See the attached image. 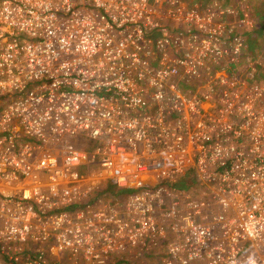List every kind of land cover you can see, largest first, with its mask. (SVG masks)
Returning <instances> with one entry per match:
<instances>
[{
  "label": "built area",
  "instance_id": "1",
  "mask_svg": "<svg viewBox=\"0 0 264 264\" xmlns=\"http://www.w3.org/2000/svg\"><path fill=\"white\" fill-rule=\"evenodd\" d=\"M204 4L0 0V264H264L253 23Z\"/></svg>",
  "mask_w": 264,
  "mask_h": 264
},
{
  "label": "rangeland",
  "instance_id": "2",
  "mask_svg": "<svg viewBox=\"0 0 264 264\" xmlns=\"http://www.w3.org/2000/svg\"><path fill=\"white\" fill-rule=\"evenodd\" d=\"M184 1H185V3H188V2L190 3L193 1H199V0H184ZM214 2H215V4L220 6L221 3L223 2V0H215ZM226 5H228L233 10L234 13L239 12V10L241 12H242V10H245V13H247V15L249 16V20L253 23L252 29H254V27L257 24H259V22H262V24H264V0H226ZM237 16H238L237 13L235 15L233 14L231 16V19L228 21V24L232 25V27H234L235 25L237 26L236 31H238V29H239L238 24H239V20H240V18H238ZM244 32H246V29L242 28L241 34L242 33L244 34ZM239 33H240V31H239ZM254 54H256V55L255 56L249 55L250 58L249 57H247V58L253 62L254 65L253 64L252 65L254 68H255V64H257L262 69H264V37L258 38L255 41ZM224 56H226V55H224ZM252 57L256 58V60L254 61ZM255 71H257L256 68H255ZM260 82H262V81H260ZM194 83H196V81H194L193 84ZM141 261L142 260H140V259H133L132 258L131 264H143ZM147 261H149V260H145V262H146L145 264H148Z\"/></svg>",
  "mask_w": 264,
  "mask_h": 264
},
{
  "label": "trees",
  "instance_id": "3",
  "mask_svg": "<svg viewBox=\"0 0 264 264\" xmlns=\"http://www.w3.org/2000/svg\"><path fill=\"white\" fill-rule=\"evenodd\" d=\"M214 1L215 0H199L196 2H203V3H205L204 7H206L208 5L214 6V4H215ZM221 6L229 7L228 5H226V0L225 1L223 0V2L221 3ZM237 17L240 18V20H241V19H243V14L239 12ZM234 27L237 28L236 25ZM261 37H264V24H262V22H259V24H257L253 30H251L249 32L248 31L244 32V34L242 36L243 41H244V54L242 55V58H247V57H249V55H252V56L256 55V54H254L255 41ZM253 60L255 61L256 58H253ZM255 68L257 71L255 72V75H254L253 80L251 82H255V83L260 82V81L264 82V69H262L257 64H255ZM191 181H192V179L190 177L185 178L184 181H182L179 184V187L186 188L187 183L191 182ZM101 193L108 194V197H110V198H116V199L122 200L125 196H127L129 193H131V191L119 190V189L115 188L114 186L107 184Z\"/></svg>",
  "mask_w": 264,
  "mask_h": 264
}]
</instances>
